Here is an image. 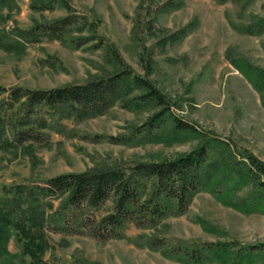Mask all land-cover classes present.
I'll return each mask as SVG.
<instances>
[{
    "label": "rangeland",
    "instance_id": "rangeland-1",
    "mask_svg": "<svg viewBox=\"0 0 264 264\" xmlns=\"http://www.w3.org/2000/svg\"><path fill=\"white\" fill-rule=\"evenodd\" d=\"M66 2L70 14L85 22L83 30L61 41L40 38L17 52L0 49V87L49 91L129 70L148 80L169 113L195 132L162 142L137 140L136 131L162 109L149 104L127 110L120 102L83 120L40 109L20 127L24 111L8 94L0 96V201H11L18 188L24 192L23 209L40 205L45 244L36 264H182L163 256L168 248H150L152 240L170 247L229 245L228 252L203 264H237L235 255L258 247L239 263L264 264V189L250 180L229 183L218 194L200 190L181 215H167L149 229L128 224L120 238L105 242L93 239L86 226L111 213L112 202L72 211L64 207L65 196H38V203L26 198L58 176L172 161L204 143H211L213 157L222 156V144L236 160L246 154L264 164V32H245L264 18V0ZM17 7L0 11V32L25 31L70 15L59 6L32 12L28 0L17 1ZM28 129L38 140L12 141L13 133ZM170 130L167 125L162 134ZM0 264L35 263L12 233Z\"/></svg>",
    "mask_w": 264,
    "mask_h": 264
},
{
    "label": "trees",
    "instance_id": "trees-1",
    "mask_svg": "<svg viewBox=\"0 0 264 264\" xmlns=\"http://www.w3.org/2000/svg\"><path fill=\"white\" fill-rule=\"evenodd\" d=\"M17 1L20 0H0V11L17 10ZM28 2L29 9L35 13L51 12L58 6L68 15L72 12L66 0ZM81 20L83 19L70 14L66 18L36 25L25 31L13 29L11 33L0 32V49L17 52L23 48L22 44L36 43L40 38L61 41L70 32L83 30L85 22L82 24ZM245 32L263 33L264 18L252 22L245 28ZM11 34L15 37H11ZM133 91H136L135 95H131ZM5 94H8L11 104H19L24 111L26 121L19 122L20 127L28 126L31 115L40 109L59 115L60 119L83 120L98 116L115 102H120L127 110L149 104L162 109L136 131L134 138L137 140L162 142L195 132L190 125L169 113L164 97L148 80L134 76L129 70H121L108 78L95 79L83 85L49 91L22 88L6 90L0 87V96ZM1 125L0 119V127ZM167 125L171 129L169 134H162ZM40 127L44 128L41 124ZM1 132L3 129H0ZM35 140H38V136L33 135L31 129L17 131L12 135V141L16 144ZM210 144L204 143L172 161L138 164L127 171L112 169L58 176L47 180L44 187L28 191L26 198L38 203V196H65L64 207L72 211L85 207L97 210L107 202H112L111 213L86 226L93 239L105 242L120 238L122 229L128 224L138 229H149L167 215H181L192 196L200 190L210 188L212 193L218 194L229 183H243L246 180L256 182L264 189V164L246 154H241V159L236 160L230 153H225L222 144V156L213 157L209 152ZM23 193L17 188L11 201H0V259L6 254V244L13 233L15 241L21 244L23 253L36 264L45 244L44 216L38 204L28 205L25 209L21 207ZM149 247L168 248L162 252L163 256L182 264L210 262L230 250L229 245L220 243H177L170 247L158 240L150 241ZM256 249L259 248L250 247L244 257L235 255L238 257L237 264H240L241 258L249 257ZM231 264L235 262L231 261Z\"/></svg>",
    "mask_w": 264,
    "mask_h": 264
}]
</instances>
